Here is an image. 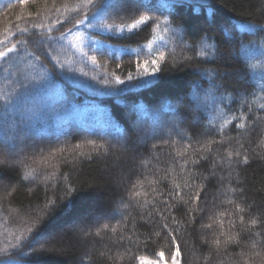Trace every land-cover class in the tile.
Segmentation results:
<instances>
[{"label": "trees", "instance_id": "obj_1", "mask_svg": "<svg viewBox=\"0 0 264 264\" xmlns=\"http://www.w3.org/2000/svg\"><path fill=\"white\" fill-rule=\"evenodd\" d=\"M151 2L169 7L140 14L167 19V26L150 23L121 34L88 27L86 21L78 26L82 45L74 38L75 22L85 10L76 11L81 0H23L0 8V40L19 48L0 60V96L13 99L7 108L0 101V160L3 142L18 137L14 155L23 162L0 165V247L16 243V235L30 236L31 227L40 254L25 257L30 264H140V256L172 263L177 245L180 264H264V224L245 227L253 218L264 221V110L257 107L264 103V0ZM135 18L109 12L98 21L89 14L94 25H126ZM246 22L256 26L253 32L242 30ZM24 28L28 33L20 32ZM48 28L54 37L69 29L73 34L51 48L38 46ZM245 48L251 49L248 56L238 54ZM0 50L6 49L0 45ZM159 52L165 60L156 77L146 78L152 83L131 87L143 83L139 73L145 62L151 71ZM217 71L235 73L215 77L227 88L225 113L248 116L244 129L233 121L222 135L212 126L220 121L207 95L214 93L219 105L225 89L216 91L209 81ZM129 74L137 79L128 81ZM116 77L125 83L116 84ZM173 108L179 109L176 117ZM144 112L161 114L155 134ZM22 117L27 130L15 128ZM114 125L127 138V153L117 145L107 155L97 154L87 141L113 143ZM209 140L222 142L201 148ZM228 151H239L240 157L229 162ZM133 185L141 195L130 200ZM104 223L109 230L97 236ZM69 224L76 227L65 228ZM229 236L240 243H222L217 250L213 241Z\"/></svg>", "mask_w": 264, "mask_h": 264}, {"label": "snow or ice", "instance_id": "obj_2", "mask_svg": "<svg viewBox=\"0 0 264 264\" xmlns=\"http://www.w3.org/2000/svg\"><path fill=\"white\" fill-rule=\"evenodd\" d=\"M23 2V0H22ZM98 0H81L80 6L76 8L77 12L81 11V8L85 9L82 12V16L80 19H77L74 25V28H77V31L75 32L74 38L78 42V45H82L84 42V36L82 33L78 31V26L85 24L87 21L88 27H95V28H101L105 31L108 32H115V33H124L125 31L127 32H133L134 30L140 29L141 26H147L150 23L155 26V28H160L161 23L164 25H168L169 21L167 19L161 21L156 17H153L148 14H140L141 9L145 11V13L150 12L152 10L159 11L161 8H167L169 5L166 2H162L159 4L152 3L151 0H99V7H97ZM109 12H116L117 15H119L121 12L125 13L126 15L132 16L133 14L138 15V18H135L131 24H120V25H110V24H105V23H98V24H92L91 20H100L103 17H105ZM91 13V20L89 19V14ZM57 23H60V21H57ZM34 27H41V26H34ZM254 25L250 23H245V25H242L241 28L245 32H253L255 30ZM264 30V29H262ZM165 31H167V27L165 28ZM20 32L23 33H28V29H20ZM48 33L47 35L41 34L40 39L36 41L38 46L40 45H47L49 48H51V44L57 41H62L67 39V35L73 34V29H69L68 33H61L59 37H54L51 35L52 28H48L46 30ZM231 36V34H228ZM20 43L26 44L28 43L27 40L22 41ZM0 45H3L6 50H0V60H5V59H10V53H19V48L16 43H13L11 47L7 46V41L6 40H0ZM78 45H74L78 46ZM151 47V46H149ZM251 53V49L245 48L240 50L238 54H242L244 56H248ZM46 57L51 58V51H45L43 53ZM29 56L33 55V53H28ZM197 56L200 57H206L207 53L204 51H198L196 52ZM261 55H264V53H261ZM37 59H39L37 57ZM165 60V55L163 52H159L157 55L156 59L151 60V64L153 65L151 71H149L147 67V62H145V67L142 72L139 73V78L143 80V83H136L130 85L131 87H142L144 84L147 83H152L151 79H146L149 77H156L157 73L161 71L160 64L164 62ZM92 63L95 65L96 64V57L92 56L91 57ZM58 63V62H57ZM138 69L140 65L137 66ZM234 72H214L212 76L209 78L211 87L214 88L216 91H219L221 88H224L225 91L220 95L219 99V105H223V107L217 105L215 103L217 97H215L214 93H208L207 95H211L213 98L212 106L213 109L218 113V119L220 121L219 124H213V127L217 128V131L222 135L224 128L227 127L228 125L232 124L233 121H240L239 123L235 124V127H238L240 129H244L246 127L245 121L248 120V116L241 111L239 115H232L229 117L225 113V108L229 107L228 104L225 103V100L228 96L227 88L226 86L221 83V84H216L215 83V77L219 76L223 80V78L234 75ZM137 79L136 77H133L131 74L128 75L127 80L128 81H133ZM116 84H124L125 81L121 80L119 77H116L115 79ZM21 87L27 88V84L21 85ZM199 87V86H197ZM261 92H264V87L261 88ZM194 99L199 101L198 95L194 94ZM0 101L3 102V106L7 108V106L11 103H13V99L10 94H5L3 96H0ZM248 105V111H252V104L248 103L245 101ZM193 108H196L199 106V103L197 104H192L190 105ZM243 107V105L241 106ZM258 109L264 110V103H260L257 105ZM179 109L173 108L171 110V114L176 117L178 116ZM144 117H146L148 120L151 121V131L153 134H155L156 130L160 127L162 121H161V114L160 113H154L150 114L148 112L143 113ZM257 119L260 117L257 116ZM178 123H182V121H178ZM175 127V126H174ZM16 129H22V130H27V125L24 124V117L21 118V120L15 125ZM177 134L179 135V131L177 130ZM111 138L113 143L107 144V143H101L97 144L95 141H87L88 144L92 145L93 151L96 152L97 154H104L107 155L110 153V151L114 148H116L117 145L120 146L121 150L124 153H127L128 149L125 147V142H126V137L123 131L118 127V126H113L112 131L110 132ZM18 137H14L13 139H9L3 142V150L5 152V158L3 160H0V165H6L10 167H16L18 164H22L23 162L21 160H18L15 157V151L17 148V143L13 142L14 140H18ZM222 141H216V140H209L207 141L206 144H202L201 148H208L210 150L209 145L213 143H221ZM81 146L79 144L75 145V148L79 149ZM153 147H156V145H153ZM243 147V145H241ZM61 153H63V149L60 150ZM79 155L83 156L84 153H79ZM240 157V152L236 151H228L226 159L227 161L231 162L233 157ZM243 163L247 164L248 163V157L245 155L243 157ZM27 167V165H24ZM29 175H25L24 179L27 180L29 179ZM31 178H35L32 176ZM143 185H141L142 187ZM179 187V186H177ZM137 188V185H133L134 191L130 194V200L134 199L135 197H138L141 195L140 191L135 190ZM67 191L71 193L72 189L68 188ZM196 199H199V196L197 195ZM147 202V201H145ZM231 203V201H229ZM55 204V201H48L47 207L51 209ZM123 208H127V204H122ZM237 209L239 212L243 213L245 211L244 208L240 207L239 205H236ZM240 221L243 224L244 223V216H240ZM258 223L264 224V221L258 220L257 218H253L250 220V222L245 226L246 229H251L254 228ZM168 225L165 224L164 228H167ZM207 227H211V225H208ZM102 230H109V224L104 223L101 227L97 228L96 230V235L99 236ZM28 233L30 236H25L23 234L16 235L14 237L16 243H11L8 242L7 246L5 247H0V264H30L29 261L25 259V257L32 256V255H38L40 254L37 249H35L32 245V239H34L35 234L33 233V229L29 227L27 229ZM110 231L112 233L117 232V227L112 226ZM91 233L88 231L84 232L85 236L90 235ZM159 235V233H157ZM261 233L256 232L254 233V236H260ZM127 239L131 240L132 237L129 236ZM172 242L175 243V237H172ZM224 244L225 246L228 245L229 243H240L239 239L237 237L229 236L227 237L223 242L220 239H216L213 241V244L219 250L221 244ZM258 241L253 239L252 240V247L255 248L257 246ZM31 248L32 251L29 252L27 249ZM103 255V253H101ZM181 255L179 246H176L175 252L171 256L172 264H180V260L177 259ZM259 255V253H257ZM159 259L164 258V253L160 252L158 254ZM140 261V264H144L145 262V257L140 256L137 258ZM150 264H159V260H154L151 261Z\"/></svg>", "mask_w": 264, "mask_h": 264}, {"label": "rangeland", "instance_id": "obj_3", "mask_svg": "<svg viewBox=\"0 0 264 264\" xmlns=\"http://www.w3.org/2000/svg\"><path fill=\"white\" fill-rule=\"evenodd\" d=\"M22 0H0V8H3L7 5H11V4H14V3H17V2H20ZM140 142H142V139L140 138L139 140ZM76 226L74 224H69L67 225L65 228L67 229H71V228H75ZM79 229V227H78ZM85 229V228H83ZM81 231H83L82 229H80ZM151 261H145L144 264H150ZM159 264H172V263H165L163 261H159Z\"/></svg>", "mask_w": 264, "mask_h": 264}]
</instances>
